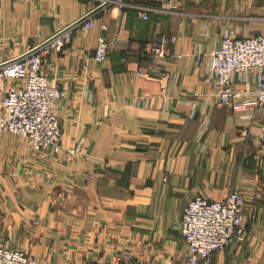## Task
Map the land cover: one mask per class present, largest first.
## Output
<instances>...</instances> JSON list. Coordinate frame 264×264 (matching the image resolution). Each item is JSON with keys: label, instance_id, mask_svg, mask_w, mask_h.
<instances>
[{"label": "crops", "instance_id": "0c3cea01", "mask_svg": "<svg viewBox=\"0 0 264 264\" xmlns=\"http://www.w3.org/2000/svg\"><path fill=\"white\" fill-rule=\"evenodd\" d=\"M105 1L0 0V62ZM92 18L46 58L44 73L68 93L55 107L64 151L39 155L0 133V243L40 264H109L123 251L178 264L188 249L173 223L188 203L240 188L246 241L212 264H264V106L216 105L197 61L226 35L264 34V0H118ZM102 37L106 62L94 59ZM162 39L166 56L155 59ZM254 77L236 76L237 91L253 94Z\"/></svg>", "mask_w": 264, "mask_h": 264}, {"label": "built area", "instance_id": "2783aa9c", "mask_svg": "<svg viewBox=\"0 0 264 264\" xmlns=\"http://www.w3.org/2000/svg\"><path fill=\"white\" fill-rule=\"evenodd\" d=\"M144 19H148V16L144 15ZM79 25L86 33L94 28L95 23L92 17H88ZM72 29L61 30L45 41L29 44L16 57L0 62V133L27 139L30 149L36 153L60 154L65 149L55 107L68 93L66 89L51 83L44 70L49 53L71 42ZM168 41L162 39L152 46L155 59L166 56ZM110 54L107 38L102 37L94 59L106 62ZM197 61L214 85L216 105L229 106L236 111H256L264 106V34L252 37L226 35L219 48L206 54L199 52ZM250 73L255 75L256 91L246 96L237 91L235 77ZM78 148L70 149L69 153L76 154ZM246 206L247 199L240 188L230 192L222 201H214L203 195L192 199L182 216L173 223L188 249L187 258L178 264H212L215 253L244 243L248 235ZM251 226L254 228L252 222ZM0 264L39 262L22 249H10L0 243ZM109 264L137 263L123 252Z\"/></svg>", "mask_w": 264, "mask_h": 264}, {"label": "water", "instance_id": "95a60500", "mask_svg": "<svg viewBox=\"0 0 264 264\" xmlns=\"http://www.w3.org/2000/svg\"><path fill=\"white\" fill-rule=\"evenodd\" d=\"M117 0H107L105 1L100 7H98L96 10H94L93 12L89 13L88 15L84 16L83 18L79 19L77 22L73 23L72 25H70L68 28H66L65 30L63 31H66V30H69V29H72L74 27H76L77 25L81 24L82 22H84L86 20V18L88 17H92L94 14H96L97 11L101 10V9H104L106 7H108L110 4H112L113 2H115ZM62 31V32H63ZM60 34V33H59ZM56 36V35H55ZM55 37L51 38L50 40L54 39ZM49 40V41H50Z\"/></svg>", "mask_w": 264, "mask_h": 264}, {"label": "rangeland", "instance_id": "374dc122", "mask_svg": "<svg viewBox=\"0 0 264 264\" xmlns=\"http://www.w3.org/2000/svg\"><path fill=\"white\" fill-rule=\"evenodd\" d=\"M26 141H27V139H26ZM27 143H28V141H27ZM28 146H29V143H28ZM30 148V147H29ZM31 150V149H30ZM70 150V149H69ZM68 150V151H69ZM32 151V150H31ZM33 153H36V152H34V151H32ZM78 153V152H77ZM76 153V154H77ZM36 154H41V155H43V154H48V153H36ZM70 154V153H69ZM76 154H73V155H76ZM48 155H50V154H48ZM71 155V154H70ZM23 250V249H22ZM25 251V250H24ZM124 253H127V252H125V251H123ZM123 252H121V253H123ZM28 254V253H27ZM128 254V256L132 259V255H131V253H127ZM136 260L134 261V259H132L131 261H133V262H136L137 264H141L142 262L141 261H139L137 258H135ZM39 262V261H38ZM40 264V263H39Z\"/></svg>", "mask_w": 264, "mask_h": 264}]
</instances>
